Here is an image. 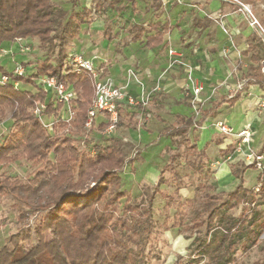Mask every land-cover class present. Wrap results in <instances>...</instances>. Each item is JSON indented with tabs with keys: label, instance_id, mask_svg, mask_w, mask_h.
I'll use <instances>...</instances> for the list:
<instances>
[{
	"label": "trees",
	"instance_id": "obj_1",
	"mask_svg": "<svg viewBox=\"0 0 264 264\" xmlns=\"http://www.w3.org/2000/svg\"><path fill=\"white\" fill-rule=\"evenodd\" d=\"M71 1L74 4L78 0ZM152 6L158 9L161 0H153ZM90 11L89 8L72 9L63 21L66 12L56 8L52 0H0V47L5 41L27 37H36L41 44L54 40L61 43L65 38L75 36ZM152 27L155 33L147 37L148 45L160 43L170 25L156 22ZM246 40L248 46L241 54L249 55L251 61L247 76L262 87L264 64L260 65L259 61L264 60V42L256 31ZM65 58L66 55L58 56L55 63L43 60L37 65L36 72L27 77L15 76L0 66V71L9 76L8 82L0 83V105H16L18 109L13 113L12 127L0 143V166L22 155L33 165L38 164V169L25 181L12 180L9 175L0 173V195L11 194L36 212L45 210L34 232L38 236L50 231L53 236L50 240H38L30 248L18 242L12 249L1 246L0 264H150V252L145 253L143 247L155 225L151 205L155 194L162 193L161 181L158 179L152 192L143 196L147 204H144L143 197L141 201L127 198L118 208V200L125 196L120 176L126 164L122 140L113 137L108 144H94L93 153L79 151L70 133H57V127L62 125L60 120L54 122V133L51 134L38 117L27 112L36 101H44L46 109L43 113L55 115L63 104H55L52 97H47L40 88L33 92L12 84V80L33 84V79L43 73L54 74L71 83L77 98L74 101V129L70 130L78 132L87 119L92 83L90 76L83 72L63 76L61 70ZM238 97L236 94L227 100L234 102ZM221 101H225L224 98ZM136 114L119 110L115 126L135 129L138 124ZM206 117L207 111L203 109L199 118L180 117L178 125L170 124L159 133L172 139L174 148H165L170 158L173 159L187 145V150L197 156L190 162L192 168L203 169L204 151H196L189 143L188 130L200 126ZM99 126L103 130L107 122ZM262 147L260 150H264V141ZM233 150L234 145H229L223 153ZM247 168L252 166L243 165L240 170L233 167L232 172L239 178V183L232 190L207 194L203 200L204 211L195 208L190 225L183 224L178 215L183 212L179 209L175 210L173 224L167 225L164 221V230L179 226L193 230L204 226V234H197L191 242L197 255L190 260L192 264L204 258V264H231L236 251H247L258 243L264 231V170L258 173L259 187L255 191L243 185L242 173ZM173 181L178 192L182 187L178 172L174 173ZM165 196L173 200L172 194ZM219 199L220 202L215 203ZM190 202V198L182 201ZM240 205L241 211L235 215L233 210ZM202 214L206 216L201 217Z\"/></svg>",
	"mask_w": 264,
	"mask_h": 264
},
{
	"label": "rangeland",
	"instance_id": "obj_2",
	"mask_svg": "<svg viewBox=\"0 0 264 264\" xmlns=\"http://www.w3.org/2000/svg\"><path fill=\"white\" fill-rule=\"evenodd\" d=\"M52 1L56 8H60L66 12L67 15L64 17L63 21L68 16L69 12L74 9L71 0ZM217 1H224L225 3L223 6L220 5V7L211 11H206L204 6L194 3L192 0H174V5H180L179 9L177 8L175 12L173 11L174 5H171L169 9L167 8L169 6L168 4L165 9H162L160 12H155L145 4L146 2L144 0H117L116 2L114 1V4L116 3L117 8L138 12L141 17H139L137 21L142 23L153 22L157 18L161 20L169 18L176 20V26L183 27L182 30H185L184 33H182L183 40L181 43L183 45L185 42L194 43L196 41L195 39H197L195 33H197V37L200 36L199 33L201 31L194 29V27L198 25L197 20L199 21V19L202 21L200 25L208 28L205 34L202 33V38H204V40L211 36L214 38V36L217 35V31H221L223 34L221 42H223V44L225 43L223 47H226L228 50L231 48L240 50L243 47L242 43L247 47L248 42L245 36L251 34L253 31H256L262 38V42H264V0ZM93 2H97V0H92V3ZM75 5L76 9H79V6H82V2L80 1ZM116 19L121 21V17ZM200 25H198L197 28L201 27ZM122 29H126V27ZM101 36L105 35L102 34ZM126 38L125 35L123 37V44L129 43ZM194 44H196V42ZM238 44L240 46L237 47ZM12 46L11 52L4 58H1L0 47V66L7 72H12L13 75H15L14 69L20 66L23 70L22 74L15 76L24 77L34 74L37 65L41 61L49 60L55 63L58 56L66 55L73 51L74 48L73 41L69 37L61 41V43L58 40H54L52 43L47 44H41L36 37L19 38L13 41ZM170 48L173 47L167 46L166 48L168 57L167 64L163 68V73L171 72L173 69L184 73L186 81L181 88L184 95L183 98L174 97L172 93H164L162 96L161 92H163V89L161 77L155 78L152 87L146 90V88L143 87V82L136 68L133 66L124 68V81L118 84L122 86L128 94L136 98H140L143 93L148 94L149 99L147 104L137 106L128 105L127 111L135 112L136 109H138L139 113L141 110L153 112L156 116L153 115V117H151L152 124H147L145 119L139 114L138 124L135 129L125 126H114L108 130H105V128L100 130L99 124L104 121L103 118L99 116L89 129L83 126L77 132L75 130H70L74 129L72 125L74 121L73 118L70 122L60 121L62 125L57 127V133L63 131L70 133L74 138V145L77 149L90 153L94 152V144H108L111 142V138H120L122 140V150L126 155V164L120 174L121 188L125 192V196L118 200L117 207L121 208L123 202L127 198L130 201H141L143 196L145 197V195L152 192L154 183L159 179L161 181L160 189L162 193L155 194L151 205L152 218L155 221V225L143 249L145 253L150 252V264H192L190 260L197 255L194 250L195 245L191 246V242L197 234L199 236L204 234V226L193 230H186L183 226L170 227L168 230H164V221L167 225L173 224L176 217L175 210L179 209L183 212L181 214L178 213L183 219V224L190 225L191 219L194 216V209L198 208L200 211H204L203 200L206 195L213 194L215 191L219 192L224 188L223 184L218 182L213 175L217 162L222 160L218 158V160H213L211 163L206 160L203 162L202 170H194L191 163L193 160H196L197 156L194 155L195 153L191 150H187V145L183 146L180 153L175 155L172 159L164 149L165 145H172L169 138H159L155 143H152V141L157 137V132L161 130L160 126L163 124L162 120L159 118L164 119L166 123L171 122L174 120L175 111L177 109L183 112L190 111V114L194 116V118H199L203 108L211 102L212 98L220 96V88L223 89L224 95L228 98L234 97L236 94L241 95L243 91L248 92V86L245 84L248 82L246 77H248L247 73L249 71V55H245V58L242 57L243 55L239 56L236 62L230 63L227 60L228 51L223 53L222 48H219L222 60L225 61L226 64L228 63L227 66H223L224 76L220 78L219 82L215 81L213 83H208V86H212L208 88L213 91V93L210 94L202 104L199 103V108L195 110L194 105H197L198 102L188 90L187 84H189V74L192 73V81L195 83H201L205 86L206 82L203 78L194 75L193 66L186 62L183 54L179 57L178 61L173 60L169 53ZM177 51H179V49ZM181 53H183V51ZM259 64L263 65L264 60H260ZM189 67H191V69H189ZM3 74L4 73L0 71V77ZM16 82H20V80H12V84L15 87H19L20 89L25 88L23 85L25 82L21 81V85L18 83L19 86H17ZM131 84H135L139 87L138 93L130 88ZM31 85L27 88L35 92L38 89L36 77L33 79V84ZM156 86H158V88ZM73 103L75 104V102ZM34 105L29 107L27 112H32ZM16 107V105H0V143L12 127L11 124L14 118L13 113L18 110ZM64 108L65 107L62 105V109L55 115H47L44 113L42 116L43 121L47 123L54 120L52 118L57 117L60 111L62 113ZM166 123H164V125ZM148 125L150 129L147 127ZM205 125L206 122H203L200 126L189 129L188 136L192 144H195L197 139L196 132L204 128ZM53 131L52 126L49 132L53 134ZM235 143L236 140H234L233 145ZM254 148L257 149L256 147ZM137 150L139 151L137 152ZM16 153L19 154V152ZM50 158L53 159L52 154ZM168 163H170L169 167L164 168ZM37 169L38 164L33 165L30 160H27L22 155L17 157L16 160H9L3 163L0 166V173L9 175L12 180L25 181L29 176H32ZM175 172L180 174L182 182V187L178 192H176L173 181ZM258 187L259 185L253 188V190H258ZM165 194H172L173 200L167 199ZM144 197L143 202L147 204V199ZM186 198L191 199L189 204L182 203L183 199ZM220 200L221 199L215 203H219ZM240 208L241 205L233 210V213L235 215L238 214L241 211ZM44 215L45 210L36 212L33 207H28L19 202L11 194L0 195V247L4 246L5 248L12 249L18 242L23 244L25 248H30L32 245H36L38 240H50L53 237L50 231H45L38 236H36L34 232L35 227L40 223ZM205 216V214L201 215V217ZM188 234L190 237L187 236ZM8 237L10 238L9 240H7ZM204 263L205 258L200 260L197 264ZM231 264H264V231L259 237L258 243L251 249L247 251H236L234 260Z\"/></svg>",
	"mask_w": 264,
	"mask_h": 264
},
{
	"label": "crops",
	"instance_id": "obj_3",
	"mask_svg": "<svg viewBox=\"0 0 264 264\" xmlns=\"http://www.w3.org/2000/svg\"><path fill=\"white\" fill-rule=\"evenodd\" d=\"M80 1L82 2V6H79V9H76L75 4ZM114 1L116 2L117 0H97V2L93 3L92 0H78L76 3L72 4L76 11H81L82 8H89L91 11L85 17V22L79 25L75 36L71 38L74 46L73 51L71 52L83 53L85 57L92 60L94 65L104 66L106 73L110 75L117 84L124 81V68L133 66L136 68V71L143 82V87L146 88V90L152 87L155 78L161 77L163 89V92H161L162 96L164 93H172L174 97L183 98L184 95L181 88L186 81L184 73L181 71H175L174 69L171 72L163 73V68L167 64L168 57L166 48L167 46H172L176 50L179 49V51H183L182 54L186 59V62L194 68V75L205 80V90L207 95L209 96L213 93V91L208 88L212 87L208 86V83H213L215 81L219 82L220 78L224 76L223 66H227L228 64H226L220 56L219 48L221 49L225 44L221 42L223 38L221 31H217V35L214 36V38L211 36L204 40V38H202V33L205 34L208 28L200 25L202 24V21L199 19V21L197 20V23L201 27L197 28L198 25L194 27V29L201 31L199 37H197L198 35L195 33L197 38L195 39L196 44H194L195 42H185L183 45L181 43L183 40L182 33H184L185 30H182L183 27L176 26V20H173L172 18L165 20L157 18L153 22L142 23L137 21L139 17H141L138 12L117 8ZM144 1L146 2L145 4L155 12H160L162 9H165L167 4L169 5L167 7L169 9L171 5H174V0H161V6L158 9H155L152 6L153 0ZM192 1L204 6L206 11L215 10L220 7V5L223 6L225 3L224 1L221 2L217 0ZM179 7V4L174 5L173 11L175 12ZM120 17L121 21H118L116 18ZM156 22H168L170 28L163 34L160 43L148 45L147 37L155 33L152 24ZM123 27H126V29H122ZM102 34L105 36H101ZM125 35L127 37L126 40L129 41L127 44H123V37ZM247 36H245V39ZM12 43L13 42L11 41H5L1 44V58L9 55L13 48ZM242 45L243 47L240 50H234L232 48L229 50L227 49L228 62H236L238 57L242 56L241 51L247 48L244 46V43H242ZM238 46L240 45L238 44L237 47ZM242 57L245 58V55ZM248 63H251L250 59ZM246 80L248 81L245 84L248 86V92L243 91L234 102L228 101V97L224 95L223 89L220 88V96L212 98L211 102L203 108L207 111V117L204 121L206 122V125L204 128H201L196 132L197 139L195 144H192L189 139V143L195 147L196 151H204V156L202 158L203 162L207 160L211 163L213 160L221 158L222 161L217 162V166L214 168L215 171H213V175L216 177L217 181L223 184L224 188L221 191L234 189L239 183V178L234 176L232 169L234 167L240 170V168L246 163L243 161L240 153H235L233 151L225 154L223 153L227 146L233 145L234 138L220 133L212 124L217 120L226 122L233 128V130H238L247 126L252 131V144L257 149L263 148L264 108H259L257 106V99L264 95V85L262 87L258 86L251 82L249 77H246ZM16 83L17 86H19L21 81ZM23 85L25 86L23 89L29 90L27 87L31 84L23 83ZM71 86L73 87L72 84ZM38 88L42 89L40 86H38ZM130 88L137 93L139 92V87L135 84H131ZM46 96L50 97L51 95L50 93H46ZM223 98L225 101H221ZM128 107V104L124 101L120 104L118 112L119 110L130 112L127 111ZM60 109H62V107ZM135 112L137 113V119L140 114L147 124H152L151 117L154 115L153 112L141 110L139 113L138 109H136ZM99 116L103 118L104 122H106V116L99 114L97 117ZM190 116H192L190 111L183 112L182 110L177 109L173 121L166 123L164 119L159 118L162 120L163 124L160 126L161 130L157 132V137L152 143H155L162 137L169 138L172 142L171 137L166 135L160 136L159 133L170 124L178 125L181 122L180 117L188 118ZM164 123L166 124L164 125ZM147 127L150 129L149 125ZM171 144L172 145H165L164 149L166 146L174 148V144ZM165 151L170 157L169 152L166 149ZM258 173L259 171L254 168L245 169L242 173L243 185L249 189L255 188L258 184Z\"/></svg>",
	"mask_w": 264,
	"mask_h": 264
},
{
	"label": "built area",
	"instance_id": "obj_4",
	"mask_svg": "<svg viewBox=\"0 0 264 264\" xmlns=\"http://www.w3.org/2000/svg\"><path fill=\"white\" fill-rule=\"evenodd\" d=\"M222 51L223 53L226 52L227 48L223 47ZM169 53L172 59L176 61L182 56L181 51H177L174 48H170ZM189 69H191V67H189ZM22 71V67L20 66L14 69L15 75H21ZM80 72L88 74L92 83L91 104L87 111V119L84 123V128L89 129L93 125L96 117L99 114H103L106 116L107 122L105 130L111 129L115 126L118 117V108L122 102L125 101L131 106L145 105L148 102V94L143 93L140 98L128 94L122 86L115 83L106 73L104 66L94 65L92 60L85 57L83 53L71 52L67 54L61 74L65 76L68 73ZM8 79V75L3 74L0 77V83L4 84ZM188 79V90L198 102L197 105H194V109L197 110L200 106L199 103L202 104L208 98V95L203 84L192 81V73L189 74ZM36 83L45 93H50L52 101L55 104L62 103L65 108L62 110V113L60 111L57 117L52 118L54 120L47 123L42 119L43 112L46 109V102H35L32 113L38 117L48 129L58 120L70 122L75 117V105L73 102L77 98L76 91L71 84L58 79L54 74H40L36 77ZM156 87L158 88V86ZM257 106L259 108H264V95L257 99ZM212 125L220 133L231 136L236 140L233 152L240 153L247 165L252 166L259 172L264 170V150H257L254 148L255 146L252 144V131L249 127L246 126L238 130H233L229 124L218 120Z\"/></svg>",
	"mask_w": 264,
	"mask_h": 264
}]
</instances>
